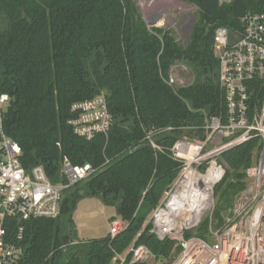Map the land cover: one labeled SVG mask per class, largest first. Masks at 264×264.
Returning <instances> with one entry per match:
<instances>
[{
	"label": "trees",
	"instance_id": "1",
	"mask_svg": "<svg viewBox=\"0 0 264 264\" xmlns=\"http://www.w3.org/2000/svg\"><path fill=\"white\" fill-rule=\"evenodd\" d=\"M179 1L198 8L186 45L168 29L150 28L135 0H0L6 22L0 31V88L11 97L6 127L23 151L22 164L43 166L53 182L65 157L98 169L64 192L57 219L25 224L22 264H117L119 257L131 259L134 245L168 264L181 253L176 240L161 241L151 232L148 214L183 172L173 146L179 140L203 143L206 117L227 113L213 49L216 30L240 29L241 16L264 11V0L228 6ZM178 63L192 67L195 83L169 85ZM102 93L112 116L108 138L77 136L69 125L72 105ZM151 133L158 148L147 139ZM261 150L260 138L253 137L219 155L225 175L214 188L213 207L197 227L183 231L186 240L210 242L226 226ZM207 169L204 164L200 172ZM86 199L114 208L111 221L120 218L126 228L115 237L74 240L73 216Z\"/></svg>",
	"mask_w": 264,
	"mask_h": 264
},
{
	"label": "built area",
	"instance_id": "2",
	"mask_svg": "<svg viewBox=\"0 0 264 264\" xmlns=\"http://www.w3.org/2000/svg\"><path fill=\"white\" fill-rule=\"evenodd\" d=\"M234 1L219 0V3L228 6ZM213 49L219 60V84L227 113L206 117L207 137L203 143L179 140L173 146L172 157L182 162L184 169L154 211L151 232L161 241L170 238L182 247L172 264H264V11L246 12L240 18V29L219 27ZM168 83L172 87L180 84L171 76ZM10 104V95L0 88V264H22L23 250L19 241L23 238L25 224L39 219H57L64 192L98 169L88 163L74 165L65 157L60 164L59 181L53 182L43 166L26 168L21 161L20 145L7 133L6 113ZM71 111L74 117L69 125L77 136L89 141L98 135L108 138L112 116L105 93L73 104ZM152 135L147 139L158 148ZM253 137L260 138L262 150L247 172L251 183L237 198L226 226L213 233L214 243L198 238L186 240L185 229L177 232L176 238H171L172 228L165 222L158 223L157 217L168 209L176 191L174 187L186 171L196 164L200 167L208 164L209 159L225 149ZM217 139L221 145L202 155ZM226 139L230 140L225 142ZM213 163L217 166L216 161ZM217 167L222 171V166ZM199 222L186 229L197 227ZM125 228L126 223L117 218L111 222L109 234L115 237ZM129 253L132 254L130 260L127 256L119 257L117 264H147L155 258L145 246L134 245Z\"/></svg>",
	"mask_w": 264,
	"mask_h": 264
},
{
	"label": "rangeland",
	"instance_id": "3",
	"mask_svg": "<svg viewBox=\"0 0 264 264\" xmlns=\"http://www.w3.org/2000/svg\"><path fill=\"white\" fill-rule=\"evenodd\" d=\"M135 2L139 14L150 28L157 27L168 29L173 33L174 37L179 43L182 45L188 44L190 33L197 20L198 8L196 6L185 4L179 0H135ZM153 21L157 22L155 24L150 23ZM5 28L6 22L2 17H0V31L4 30ZM170 76L174 78L175 81H179V85H188L195 83L196 81L194 70L189 64L186 63H178L175 65L171 70ZM179 85H175L173 87L176 88L179 87ZM220 145V139L213 141L205 149V153L203 152L202 155L216 150ZM218 157L219 155H216L209 159L208 169L211 168V165H213L212 162L214 161L217 162V166H220L217 161ZM199 167L200 165L196 164L192 166V169L201 173ZM207 172L208 171L205 173ZM183 178L184 177H182L178 183ZM178 183L174 187V190H176ZM250 183L251 180L248 179V186ZM212 200H214V189L213 193L211 194V204L202 215L200 222L211 212L214 204L212 203ZM153 213L154 212L148 214L147 224L152 223L150 221ZM114 216H116L115 209L105 206L100 200H83L78 205V208L73 216L74 227L72 237L74 240L80 241L81 243L87 242L91 239L104 238L109 234L110 224L112 222L111 218ZM181 229H186V225L182 221H178L175 227L172 228L170 237L176 238L177 232H179ZM212 243H214L213 237L210 240V244ZM177 257H175V259ZM168 262L169 261L167 260H156V258H154L151 259L147 264H168Z\"/></svg>",
	"mask_w": 264,
	"mask_h": 264
},
{
	"label": "bare ground",
	"instance_id": "4",
	"mask_svg": "<svg viewBox=\"0 0 264 264\" xmlns=\"http://www.w3.org/2000/svg\"><path fill=\"white\" fill-rule=\"evenodd\" d=\"M221 174V169L215 163L205 174L189 169L178 183L168 209L158 215V223L165 222L170 228L175 227L178 221L186 226L196 224L209 208L213 188Z\"/></svg>",
	"mask_w": 264,
	"mask_h": 264
},
{
	"label": "water",
	"instance_id": "5",
	"mask_svg": "<svg viewBox=\"0 0 264 264\" xmlns=\"http://www.w3.org/2000/svg\"><path fill=\"white\" fill-rule=\"evenodd\" d=\"M157 21H153V22H150V23H152V24H155ZM195 23V22H194ZM195 25V24H194ZM227 149H229V148H227ZM227 149H225V150H227ZM224 150V151H225ZM224 151H222V152H224ZM225 175V170L224 169H222V174H221V177H220V179L218 180V182L217 183H219L221 180H222V178H223V176ZM216 183V184H217ZM215 184V185H216ZM215 187V186H214ZM214 189V188H213ZM213 193V192H212ZM212 203H214V200H212Z\"/></svg>",
	"mask_w": 264,
	"mask_h": 264
}]
</instances>
